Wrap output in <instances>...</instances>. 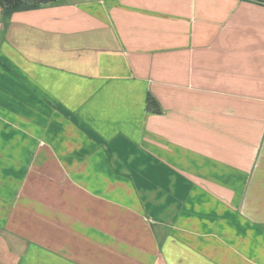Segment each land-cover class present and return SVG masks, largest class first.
Segmentation results:
<instances>
[{"label":"crops","instance_id":"crops-1","mask_svg":"<svg viewBox=\"0 0 264 264\" xmlns=\"http://www.w3.org/2000/svg\"><path fill=\"white\" fill-rule=\"evenodd\" d=\"M0 122V264H264V0L0 9Z\"/></svg>","mask_w":264,"mask_h":264},{"label":"trees","instance_id":"trees-1","mask_svg":"<svg viewBox=\"0 0 264 264\" xmlns=\"http://www.w3.org/2000/svg\"><path fill=\"white\" fill-rule=\"evenodd\" d=\"M53 1L55 0H0V9L7 19L15 11L38 8ZM146 107L153 112L159 111L155 99L150 94L146 99Z\"/></svg>","mask_w":264,"mask_h":264},{"label":"rangeland","instance_id":"rangeland-1","mask_svg":"<svg viewBox=\"0 0 264 264\" xmlns=\"http://www.w3.org/2000/svg\"><path fill=\"white\" fill-rule=\"evenodd\" d=\"M6 124V123H5ZM13 126L11 125V124H9V126H8V124L7 125H3L1 122H0V133L2 132V130L3 131H8L7 129H11ZM0 140H10V139H5L4 137H1L0 136ZM11 142V141H10ZM1 143V142H0ZM20 173H26V171L24 170H21V172ZM4 176V178L5 179H10L12 176H9V174L8 173H6L5 172V175H3ZM6 181H8V183H11L10 181L11 180H6ZM7 187H9V188H11V185L9 184ZM10 190V189H9ZM22 204V203H21ZM9 206V205H8ZM22 208V207H21ZM26 209V208H25Z\"/></svg>","mask_w":264,"mask_h":264}]
</instances>
